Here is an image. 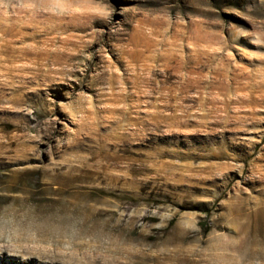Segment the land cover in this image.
I'll use <instances>...</instances> for the list:
<instances>
[{
	"label": "rangeland",
	"instance_id": "1",
	"mask_svg": "<svg viewBox=\"0 0 264 264\" xmlns=\"http://www.w3.org/2000/svg\"><path fill=\"white\" fill-rule=\"evenodd\" d=\"M0 256L264 264V0H0Z\"/></svg>",
	"mask_w": 264,
	"mask_h": 264
},
{
	"label": "bare ground",
	"instance_id": "2",
	"mask_svg": "<svg viewBox=\"0 0 264 264\" xmlns=\"http://www.w3.org/2000/svg\"><path fill=\"white\" fill-rule=\"evenodd\" d=\"M20 256H21V255H20ZM0 257H1V256H0ZM2 258H3V256H2ZM23 258H24V257H23ZM0 260H2V259H0ZM26 260H27V259H26ZM23 261H24V260H23ZM6 262H7V261H6ZM6 262H5V263H6ZM3 263H4V261H3ZM23 263H24V262H23Z\"/></svg>",
	"mask_w": 264,
	"mask_h": 264
}]
</instances>
